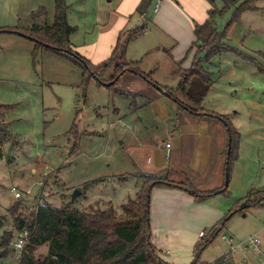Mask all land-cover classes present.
Returning <instances> with one entry per match:
<instances>
[{"label":"rangeland","instance_id":"obj_1","mask_svg":"<svg viewBox=\"0 0 264 264\" xmlns=\"http://www.w3.org/2000/svg\"><path fill=\"white\" fill-rule=\"evenodd\" d=\"M214 1L219 9L225 6L224 0ZM245 1L237 0L215 20L230 48L207 63L213 84L203 104L228 117L243 138L242 156L239 150L231 163L228 191L218 199L238 211L205 247L199 245L210 229L203 228L204 235L196 234L191 251L179 247L165 254L177 261L175 264L219 263L232 243L237 250L228 263L264 264V253L253 252L252 246L245 251L241 244L251 235L259 236L264 250V204L240 209L250 192H254V201L255 192L264 190V109L248 103L264 105V0H257L256 8L239 12L235 18ZM55 5V0H0V28L52 24ZM84 9L81 14L73 10L81 24L72 34V42L80 47L89 39L81 30L89 29L94 21L89 3ZM37 44L26 33L0 32V126L10 132L0 160V252L5 253L0 264L20 263L22 252L13 246L20 234L16 218H23L28 227L38 204L91 211L105 208L111 201L121 211V204L136 195V185L142 181L136 178L140 169L136 136L140 143L152 138L157 148H162L159 144L168 136L167 122L157 121L152 100L139 89L150 84L159 90L152 83H168L171 93L180 96L176 88L184 69L178 72L167 52L157 55L151 50L145 56L146 64L139 65L152 83L127 72L113 86L99 83L94 76L85 85L88 75L82 65ZM112 73L113 69H108L105 78ZM162 99L173 115L184 109L165 93ZM148 146L141 150L140 158L153 156V146ZM14 187L21 197L15 195ZM76 188L82 194L73 201ZM226 230L232 243L222 239ZM48 251V244L41 245L35 256L44 258Z\"/></svg>","mask_w":264,"mask_h":264},{"label":"trees","instance_id":"obj_2","mask_svg":"<svg viewBox=\"0 0 264 264\" xmlns=\"http://www.w3.org/2000/svg\"><path fill=\"white\" fill-rule=\"evenodd\" d=\"M152 1L142 0L136 13L140 16L147 15ZM209 1L211 8L208 10L207 18L203 22H195L196 40L189 50L191 51L196 47V53L191 67L184 69L176 88L180 96H174L169 86H162L156 82L152 83L151 77L140 69V61H129L126 58L130 41L146 30L148 26L146 22L131 30H122L111 56L99 63H93L73 48L74 44L71 38L76 26L68 20L69 5L66 0H55V15L52 24L33 25L27 29L19 27L0 28V32L26 33L38 43L39 47L55 51L82 65L88 75L85 85L91 76L96 77L99 83L103 84L114 81L110 84L113 86L127 72L141 75L158 89L165 90L167 95L175 99L180 108H184L192 114L220 118L229 135L228 147L224 152L226 178L220 188L201 191L194 188L189 181L177 182L147 175L136 197L130 198L124 203L121 206V211L111 203L105 208H96L91 211L73 209L70 206L55 207L49 203L38 204L35 218L27 227L29 238L19 264L164 263L152 239L150 217L152 189L157 186L179 188L193 195L198 201L228 191L231 163L238 158L239 154L240 135L227 117L209 111L203 104L213 84L212 73L208 69L207 63H210L215 55L230 48L224 42L225 32L218 30L215 20L223 16L230 5L237 0H224L225 6L222 9L217 8L214 0ZM256 1H245L238 8L235 18L238 17L239 12L256 8ZM201 52H205L204 58L200 57ZM110 68L113 69V73L105 78V72ZM9 139L8 128L0 126V160L4 156L3 145ZM253 194L254 192H250L240 209L245 210L253 205L264 204V190L255 192L257 197L254 201L251 198ZM237 211L231 209L218 224L210 228L209 236L200 243L199 247H205L212 242L222 232L226 221ZM16 227L20 232L26 227L25 220L17 216ZM44 244L49 245L48 254L44 258L36 257L35 250ZM4 255V252H0V257ZM228 261L222 258V261L216 264H230ZM191 264H197V261Z\"/></svg>","mask_w":264,"mask_h":264},{"label":"crops","instance_id":"obj_3","mask_svg":"<svg viewBox=\"0 0 264 264\" xmlns=\"http://www.w3.org/2000/svg\"><path fill=\"white\" fill-rule=\"evenodd\" d=\"M66 1L69 5V22H74L71 20L75 17L73 10L77 9L81 14L85 11L87 3L93 9V24L89 29L81 30L89 35L86 45L80 47L73 42L75 51L93 63H99L111 56L122 30H131L147 22L149 26L147 32L140 33L130 41L126 58L140 60L141 66H144L145 56L151 50H155L157 55L167 52L172 63L177 65L178 72L191 67L196 52V47L189 50L196 40L195 22H203L211 8L209 0H161L158 11H155L154 7L158 0H153L147 15L140 16L136 10L142 0ZM74 19L75 22L70 23L75 24L78 30L81 17ZM224 42L227 44L225 40ZM173 75H177L176 70L173 71ZM162 86L170 85L165 83ZM139 90L149 95L152 100L157 121L167 122L168 136L159 144L162 148L155 147L151 142L152 138L150 141L140 143V137L136 136L139 142L136 155L140 168L136 171V178L142 180L140 182L137 179L139 184L136 183V195L147 175L177 182L189 181L194 188L201 191L220 188L226 178L224 152L229 139L223 121L210 115L192 114L186 109H181L178 114L173 115L162 99V95L166 94L165 90H156L150 84ZM248 103L250 106L264 109L260 102L249 100ZM213 111L223 115L219 111ZM235 129L240 135L241 157L243 138L238 127ZM167 142L171 143L170 147L166 146ZM148 145L153 146L151 152L153 156L140 158L141 150L149 147ZM222 194L220 192L198 201L193 195L179 188L157 186L152 189L150 209L152 239L163 264L177 263L165 254L170 250L180 249L179 247L191 251L190 246H195L197 241L196 234L200 235L203 228H212L228 214L230 203L218 200ZM106 203L114 205L111 201ZM106 203L104 206L107 207ZM220 257L223 258V255ZM245 261L248 262L247 259Z\"/></svg>","mask_w":264,"mask_h":264},{"label":"built area","instance_id":"obj_4","mask_svg":"<svg viewBox=\"0 0 264 264\" xmlns=\"http://www.w3.org/2000/svg\"><path fill=\"white\" fill-rule=\"evenodd\" d=\"M162 1L158 0L155 4V11H158L160 5H161ZM167 147L171 146L170 142H167L166 144ZM13 190L15 191V195L17 197H21L22 194L20 191L16 190V188L14 187ZM200 235H204L203 232L200 233ZM29 238V230L27 227H24L21 231L20 234L17 236V239L13 241V246L19 251L23 253V249L28 241ZM222 239L225 241H229L232 243L233 237L230 234H226V233H222ZM261 239L259 238V236H250L247 239H245L241 244L244 245L243 248L246 251L247 248H249L250 246H252V251L260 254V253H264V250L261 249ZM237 250L236 245H234L232 243V245L230 246L229 250H227V252H225L223 254V258L225 260H229L230 255H232L233 253H235Z\"/></svg>","mask_w":264,"mask_h":264},{"label":"water","instance_id":"obj_5","mask_svg":"<svg viewBox=\"0 0 264 264\" xmlns=\"http://www.w3.org/2000/svg\"><path fill=\"white\" fill-rule=\"evenodd\" d=\"M114 81L109 82L108 84H112ZM82 194V190L79 188H76L72 194V200L75 201V199ZM226 234H230L228 230L225 231Z\"/></svg>","mask_w":264,"mask_h":264}]
</instances>
